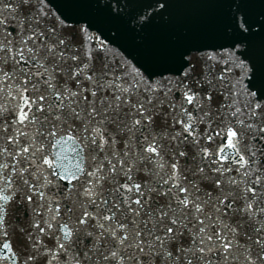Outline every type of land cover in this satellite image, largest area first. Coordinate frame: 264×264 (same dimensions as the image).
<instances>
[{"label":"snow or ice","instance_id":"snow-or-ice-1","mask_svg":"<svg viewBox=\"0 0 264 264\" xmlns=\"http://www.w3.org/2000/svg\"><path fill=\"white\" fill-rule=\"evenodd\" d=\"M0 264H264V0H0Z\"/></svg>","mask_w":264,"mask_h":264}]
</instances>
